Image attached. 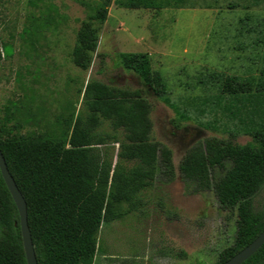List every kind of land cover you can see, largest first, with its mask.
<instances>
[{"label":"rangeland","instance_id":"obj_1","mask_svg":"<svg viewBox=\"0 0 264 264\" xmlns=\"http://www.w3.org/2000/svg\"><path fill=\"white\" fill-rule=\"evenodd\" d=\"M98 1L0 0V127L11 134L41 132L66 112L67 102L84 112L90 80L141 89L119 53H147L169 101L144 93L151 138L170 150L174 174L166 180L157 173L136 208L101 224L93 264H216L234 242L237 212L221 208L212 191H191L178 164L207 137L246 145L264 131V0H185L161 9L111 2L90 66L82 69L72 50ZM228 76L250 83L248 92L222 93L220 81ZM104 132L116 133L106 121L96 128ZM112 141L98 145L111 170L119 146ZM262 209L264 187L253 197V210Z\"/></svg>","mask_w":264,"mask_h":264},{"label":"trees","instance_id":"obj_2","mask_svg":"<svg viewBox=\"0 0 264 264\" xmlns=\"http://www.w3.org/2000/svg\"><path fill=\"white\" fill-rule=\"evenodd\" d=\"M111 2L126 8L161 9L178 8L185 0L98 1L77 31L72 50L74 64L82 69L90 66ZM119 61L137 74L141 89L90 80L83 90L84 112L67 102L66 112L41 132L11 134L0 127V151L25 199L38 264H93L101 224L136 208L139 194L157 173L166 180L173 177L170 150L151 138L150 105L145 96L152 92L169 103L165 81L151 67L147 53L121 52ZM261 73L264 88V67ZM220 83L219 90L230 95L247 93L250 87L231 76ZM104 121L115 135L96 133ZM255 132V144L246 145L207 137L190 146L178 164L191 191H212L221 208L237 212L234 242L220 252L216 264L233 256L264 229V209L253 210V197L264 187V131ZM107 139L119 143L112 170V161L103 158L98 148ZM124 203L127 209H123ZM0 264H27L18 210L1 173ZM241 264H264V244Z\"/></svg>","mask_w":264,"mask_h":264},{"label":"water","instance_id":"obj_3","mask_svg":"<svg viewBox=\"0 0 264 264\" xmlns=\"http://www.w3.org/2000/svg\"><path fill=\"white\" fill-rule=\"evenodd\" d=\"M0 173L6 184V187L16 205L19 214V225L21 230L22 243L27 264H38L30 230L27 224V207L25 199L18 189L12 175L10 174L5 159L0 151ZM264 244V229L258 234L249 244L236 252L230 258H227L221 264H241L245 259H248Z\"/></svg>","mask_w":264,"mask_h":264}]
</instances>
